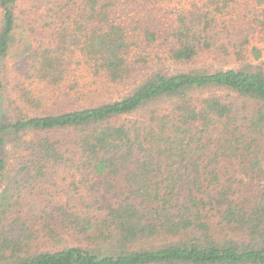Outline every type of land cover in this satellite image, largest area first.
Wrapping results in <instances>:
<instances>
[{
	"label": "trees",
	"instance_id": "1",
	"mask_svg": "<svg viewBox=\"0 0 264 264\" xmlns=\"http://www.w3.org/2000/svg\"><path fill=\"white\" fill-rule=\"evenodd\" d=\"M19 2L0 264H264V0H44L6 74Z\"/></svg>",
	"mask_w": 264,
	"mask_h": 264
},
{
	"label": "rangeland",
	"instance_id": "2",
	"mask_svg": "<svg viewBox=\"0 0 264 264\" xmlns=\"http://www.w3.org/2000/svg\"><path fill=\"white\" fill-rule=\"evenodd\" d=\"M52 7L51 4H46L44 2V0H20L19 5L17 6V13H19L20 17L22 18V27L25 29H21L20 31H22L21 34H26L28 31V25L30 24L31 26L36 28V33H30V46L29 48H31L29 51L23 53L21 55V57H17L16 53L18 52V47L17 45L14 46L13 49H11L5 64H4V71L6 72V74L10 71H12L14 68H17L18 66L22 65L24 66L25 63L28 62V56L30 55L34 45H35V39L39 30H43L42 24L43 21L40 20V18H44L47 17L48 15H50V11L49 8ZM73 16V15H72ZM32 19H35L36 22H31L28 24L29 21H31ZM24 30V31H23ZM43 34H48V28L45 27V29L42 31ZM19 41V40H18ZM19 43L21 44L22 47V43L21 41H19ZM22 79H24V77H22ZM13 82H19L18 78L14 79ZM42 86H39V90H42L41 88ZM51 105V103H49ZM57 104H59L60 110L61 109H66L67 107H69L64 101H57ZM6 106H7V102H6ZM58 107L53 103L51 106H49V108H46L47 113H56ZM58 138L62 139V135L61 133H59L57 135ZM56 184L58 185V188H63L64 186H66V180H64L62 177H59L58 179H56ZM55 193V192H54ZM33 197V196H31ZM30 197H28L29 199ZM67 199V196L64 193H61L59 195L56 196V199L59 203H65Z\"/></svg>",
	"mask_w": 264,
	"mask_h": 264
}]
</instances>
